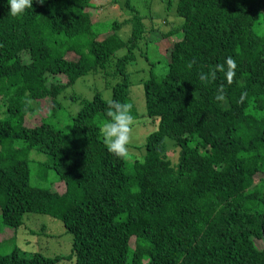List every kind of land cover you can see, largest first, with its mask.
Listing matches in <instances>:
<instances>
[{
    "label": "trees",
    "instance_id": "trees-1",
    "mask_svg": "<svg viewBox=\"0 0 264 264\" xmlns=\"http://www.w3.org/2000/svg\"><path fill=\"white\" fill-rule=\"evenodd\" d=\"M107 2L127 8L123 22H96L94 0H33L18 17L0 0L1 221L19 229L46 215L72 237L67 256L13 249L0 264H264V0H168L182 19L165 20L170 30L156 25L153 0ZM155 31L169 43L156 46L166 73L133 71L158 126L140 158H117L100 128L110 101L129 103L128 67ZM229 56L231 84L216 69ZM89 75L111 99L95 93L64 117L58 98ZM42 103L44 118L28 125ZM32 152L48 157L39 169L55 172L52 189L32 185Z\"/></svg>",
    "mask_w": 264,
    "mask_h": 264
},
{
    "label": "rangeland",
    "instance_id": "rangeland-1",
    "mask_svg": "<svg viewBox=\"0 0 264 264\" xmlns=\"http://www.w3.org/2000/svg\"><path fill=\"white\" fill-rule=\"evenodd\" d=\"M155 3V10L153 12L155 16V23L160 29L170 30L171 27H167L165 20L175 23H182V19L178 21L174 18L175 10L171 8L172 11L166 10L168 0H153ZM123 2V1H122ZM177 2V0H174ZM94 3L98 7L97 9L91 10L93 19L96 22L99 21H113L119 20L124 21L125 17L122 13L127 8L119 5L112 6L107 2V0H94ZM146 12V10H145ZM176 17V16H175ZM145 26L149 27L152 21H143ZM165 25V27H164ZM130 28H123V34L128 35ZM121 30V31H122ZM149 39H154L156 44H147V54L144 53V57L148 60V64L144 63V59H140L138 67L134 66V63L128 67V71L131 73V82L133 86L131 87L129 103L133 104L134 112L137 113V121L133 124L134 126L130 129V139L127 145V156L129 160L132 156L141 157L143 151L138 150L136 146L144 147L147 137L154 131H156L158 122L154 125L149 121L146 115L145 107V94L143 87L140 86L142 77L134 72L133 70H153L156 74L164 76L167 71V65L164 56H160L158 53V46L162 47L164 51L169 43L163 40L161 33L159 31L152 32L147 36ZM166 52V51H165ZM70 59H76L73 55L69 56ZM153 63H156L155 65ZM90 77L86 76L79 79L75 85L66 90L58 99L61 100L64 111L63 116L69 117L75 115V113L80 109V100L82 99H92L95 93L101 92L103 97L107 100L111 99V91L106 88L105 85L100 80L88 79ZM77 95L78 100H71V96ZM40 106L33 120L27 121V124L33 126L39 124L44 118L46 113L42 106L44 103L38 104ZM45 108L50 109L51 103L47 102ZM68 122L66 124V127ZM135 146V147H134ZM133 147V149H131ZM177 155V154H176ZM32 166H31V183L33 186L40 188H53L52 182L56 181V174L54 171H45V169H39L41 167V162H46L48 157L32 152L31 154ZM55 185V183H54ZM72 245V237L67 234L63 223L55 218L46 215L37 214H27L24 219V225L19 229H14L4 225L1 221V211H0V254H8L17 249L20 253L31 257L35 253H41L47 257L54 256H67L70 253ZM59 264H72L70 261H63Z\"/></svg>",
    "mask_w": 264,
    "mask_h": 264
},
{
    "label": "clouds",
    "instance_id": "clouds-1",
    "mask_svg": "<svg viewBox=\"0 0 264 264\" xmlns=\"http://www.w3.org/2000/svg\"><path fill=\"white\" fill-rule=\"evenodd\" d=\"M40 3H44V0H40ZM8 14L12 17H18L23 15L25 10L32 7L33 0H7ZM216 69L223 73L224 81L227 84L233 82V78L236 75V63L232 57H226L223 65H217ZM209 78H216V71L210 70L207 74H200L199 79L207 81ZM244 94H241V100ZM215 100L223 102L225 100L224 84H221L215 95ZM132 105L130 103H121L117 101L109 102V109L106 112L107 120L100 128V133L103 137L104 145L107 151L116 156L122 158L127 153V145L130 139L129 133L133 124V116L131 115Z\"/></svg>",
    "mask_w": 264,
    "mask_h": 264
}]
</instances>
